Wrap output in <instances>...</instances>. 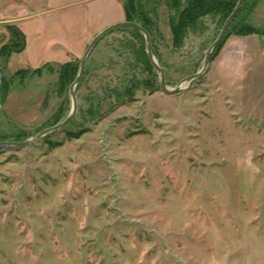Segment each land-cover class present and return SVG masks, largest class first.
<instances>
[{
  "label": "rangeland",
  "instance_id": "obj_1",
  "mask_svg": "<svg viewBox=\"0 0 264 264\" xmlns=\"http://www.w3.org/2000/svg\"><path fill=\"white\" fill-rule=\"evenodd\" d=\"M0 0V264H264V0ZM227 9L219 7V3ZM193 4V3H192ZM24 46L22 52L21 48ZM38 69L37 72L35 70ZM41 135V136H40Z\"/></svg>",
  "mask_w": 264,
  "mask_h": 264
},
{
  "label": "water",
  "instance_id": "obj_2",
  "mask_svg": "<svg viewBox=\"0 0 264 264\" xmlns=\"http://www.w3.org/2000/svg\"><path fill=\"white\" fill-rule=\"evenodd\" d=\"M242 2L243 0H238V3L234 9V11L232 12V14L230 15V17L228 18V20L226 21L219 37L217 38V40L215 41V43L211 46V48L209 49L207 55H206V58H205V61H204V64H203V67L201 69L200 72H198L197 74H195L194 76H192L190 79H189V85L192 84V82H194L197 78H199L206 70L207 66H208V63H209V59H210V55L212 53V51L214 50V48L221 42L227 28L229 27V25L231 24V22L233 21V19L235 18V16L237 15L241 5H242ZM121 27H130V28H133V29H136L137 31H139L143 36H144V39H145V43H146V51H147V56H148V59H149V62L151 64V66L153 67V69L156 71V73L158 74L159 76V80H160V89L161 91L166 94V95H177V94H180L181 92H183L185 89H181L180 87H177L176 89L174 90H171L169 91L165 85V82H164V76H163V71L162 69L157 65V63L155 62L154 58H153V55L151 53V50H150V42H149V35L147 33V31L145 29H143L141 26L135 24V23H128V22H119V23H116V24H113L107 28H105L104 30H102L90 43V45L88 46V48L86 49V52H85V55L81 61V64H80V68H79V72H78V75H77V78L74 82V84L72 85V87L70 88V94H71V97H72V108H71V111L69 113V115L67 116V118L57 127L51 129L50 131H47L45 133L42 134V136L56 130V129H59L61 127H63L74 115L75 113V110H76V103H75V100H74V87L78 84L80 78L82 77V74H83V70H84V63H85V60L87 58V56L90 54V52L92 51L94 45L101 39L103 38L106 34L112 32L113 30L115 29H118V28H121ZM41 136V135H40ZM30 142H24V143H4V142H0V147L1 148H7V147H20V146H26L28 145Z\"/></svg>",
  "mask_w": 264,
  "mask_h": 264
},
{
  "label": "trees",
  "instance_id": "obj_3",
  "mask_svg": "<svg viewBox=\"0 0 264 264\" xmlns=\"http://www.w3.org/2000/svg\"><path fill=\"white\" fill-rule=\"evenodd\" d=\"M138 0H125L126 5L125 6V17H126V22L128 23H135L139 26H141L143 29H145L148 33V35H150V28L148 27L149 23H148V19H146V14H142L141 8H139V4L137 3ZM206 1L209 2L210 0H191L190 4L191 8H193V10H183L179 17L178 20L176 22V25L173 27H176L177 25H182L187 19L190 20H194L196 18H198L199 14L197 12H195L194 10H199V9H203L206 5ZM193 3V4H192ZM219 7H223V9H227L226 5H222L221 2L219 3ZM174 5H178V0L174 1ZM124 29H131L134 32H137L138 34L141 35V33L139 31H137L136 29L130 28V27H123ZM244 35H264V33H260L259 31L253 29V28H248L245 32ZM220 44V43H219ZM218 44V45H219ZM24 49V46L21 48L22 52ZM148 59V56H147ZM148 63L150 65V67L153 69V67L151 66L149 59H148ZM38 69L35 70V72H37Z\"/></svg>",
  "mask_w": 264,
  "mask_h": 264
}]
</instances>
